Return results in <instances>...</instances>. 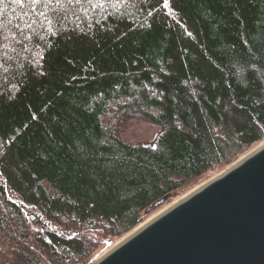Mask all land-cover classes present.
<instances>
[{"label": "trees", "instance_id": "trees-1", "mask_svg": "<svg viewBox=\"0 0 264 264\" xmlns=\"http://www.w3.org/2000/svg\"><path fill=\"white\" fill-rule=\"evenodd\" d=\"M263 140L264 0H0V264H89Z\"/></svg>", "mask_w": 264, "mask_h": 264}, {"label": "water", "instance_id": "water-1", "mask_svg": "<svg viewBox=\"0 0 264 264\" xmlns=\"http://www.w3.org/2000/svg\"><path fill=\"white\" fill-rule=\"evenodd\" d=\"M90 264H264V145Z\"/></svg>", "mask_w": 264, "mask_h": 264}, {"label": "rangeland", "instance_id": "rangeland-1", "mask_svg": "<svg viewBox=\"0 0 264 264\" xmlns=\"http://www.w3.org/2000/svg\"><path fill=\"white\" fill-rule=\"evenodd\" d=\"M104 124L107 128H113L117 134L125 141L130 143H149L153 141L157 135L160 133L161 129L157 125L144 120L138 116H126L117 111H111V113L105 118ZM264 145V140L260 143L254 145L250 149L244 151L237 159L229 162L227 164L221 165L220 167L208 171L198 179L189 182L184 188L175 192L171 197L160 207L155 209L153 212L149 213L143 221L136 226L134 229L130 230L127 233L117 237L116 239H112L109 244L106 246H100L92 257V262L97 261L102 258L104 255L109 253L113 248L131 236L135 231L139 228L145 226L147 223L157 218L168 209L176 205L181 200L185 199L187 196L191 195L202 186L206 185L213 179L217 178L230 168H232L237 162L251 154L253 151L258 149L259 147ZM91 263V262H90ZM89 263V264H90Z\"/></svg>", "mask_w": 264, "mask_h": 264}, {"label": "snow or ice", "instance_id": "snow-or-ice-1", "mask_svg": "<svg viewBox=\"0 0 264 264\" xmlns=\"http://www.w3.org/2000/svg\"><path fill=\"white\" fill-rule=\"evenodd\" d=\"M19 2H23V0H19ZM32 3H40L41 0H31ZM59 2V0H57ZM165 6H167V0H165Z\"/></svg>", "mask_w": 264, "mask_h": 264}]
</instances>
